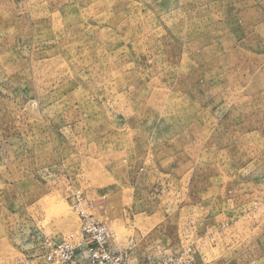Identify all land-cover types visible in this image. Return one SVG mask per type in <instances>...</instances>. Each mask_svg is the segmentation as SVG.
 Wrapping results in <instances>:
<instances>
[{"label":"rangeland","instance_id":"374dc122","mask_svg":"<svg viewBox=\"0 0 264 264\" xmlns=\"http://www.w3.org/2000/svg\"><path fill=\"white\" fill-rule=\"evenodd\" d=\"M80 209L130 264H264V0H0V264Z\"/></svg>","mask_w":264,"mask_h":264},{"label":"built area","instance_id":"2783aa9c","mask_svg":"<svg viewBox=\"0 0 264 264\" xmlns=\"http://www.w3.org/2000/svg\"><path fill=\"white\" fill-rule=\"evenodd\" d=\"M79 199L84 198L79 194ZM81 202V203H82ZM80 236L53 246L51 258L55 264H130L126 251H120L114 244L111 228L97 221L85 209H80ZM191 247L175 253H167L151 264H194Z\"/></svg>","mask_w":264,"mask_h":264}]
</instances>
